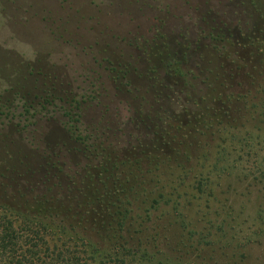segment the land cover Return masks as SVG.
I'll return each mask as SVG.
<instances>
[{"label": "rangeland", "instance_id": "obj_1", "mask_svg": "<svg viewBox=\"0 0 264 264\" xmlns=\"http://www.w3.org/2000/svg\"><path fill=\"white\" fill-rule=\"evenodd\" d=\"M224 28L237 32L238 41L231 36L220 41L216 36H225ZM46 34L53 48H47ZM153 35L161 36L153 44L167 40L166 50L181 59L184 75L162 79L166 87L158 98L165 94L162 108L174 110L175 117L143 125L137 146L162 148L181 160L188 156L196 168L217 167L224 174L219 186L224 209L209 217L215 227L224 222L230 244L217 257L232 264L237 252L245 264H264V108L256 94L264 80V21L250 0H0V159L5 135L33 144L44 125L38 115L29 121L20 115L23 96L40 109L44 93L62 90L86 67L107 86L108 67L115 74H137L146 65V43ZM229 90L245 96H231ZM60 103L43 110L56 117ZM204 111L210 120L193 121ZM218 120L241 135L213 133Z\"/></svg>", "mask_w": 264, "mask_h": 264}, {"label": "trees", "instance_id": "obj_2", "mask_svg": "<svg viewBox=\"0 0 264 264\" xmlns=\"http://www.w3.org/2000/svg\"><path fill=\"white\" fill-rule=\"evenodd\" d=\"M250 1L264 21V0ZM227 32L238 41L237 32ZM45 40L47 48L54 47L47 34ZM178 64L181 59L171 53L162 63L171 79L184 75ZM83 69L62 90L44 93L40 109L22 97L20 115L28 121L38 115L44 122L35 143L24 142L23 136L3 139L0 264H227L217 257L230 245L224 222L215 227L209 217L224 209L219 191L224 174L204 164L196 168L188 156L181 160L162 148L137 146L139 135L130 129L134 121L154 112L170 123L174 110L162 108L155 97L150 103L130 79L124 87L108 75L107 86L100 75ZM256 92L264 108V80ZM55 100L63 109L56 117L43 110ZM120 119L122 134L111 125ZM192 119L211 118L204 111ZM216 125L215 132L209 126L205 132L241 135L221 120ZM16 143L21 146L15 148ZM203 168L211 173L204 175ZM231 258L232 264H245L237 252Z\"/></svg>", "mask_w": 264, "mask_h": 264}, {"label": "flooded vegetation", "instance_id": "obj_3", "mask_svg": "<svg viewBox=\"0 0 264 264\" xmlns=\"http://www.w3.org/2000/svg\"><path fill=\"white\" fill-rule=\"evenodd\" d=\"M225 36H222V33H220L219 35V40L223 41L224 39H228V37H230L228 35L227 29H225ZM161 38L160 35H153L152 38L148 41V43H146V48L147 50L150 52V54H147L146 56V65H145V69L143 68V70L139 71V73L135 74L134 71H131L132 74H130V71H128L129 73H122V74H115L112 71V68L108 67L109 70V75L111 76V80L116 81L119 86H124L126 82L130 79V83H134L135 82L138 84L136 85L140 90V95H143L146 99H148L150 101V103L152 102L153 104V98H157L159 101V103H162L163 98L165 97V94L162 92V97L163 98H158V94H160V91L163 89V87H166V81H163L162 79L164 78V76L168 77L164 70L163 67L162 69H159V66L157 65H162L163 61L166 60V57L168 55V53L170 54L172 52V50L168 49L166 50L164 41L167 42V40L162 37V42L163 43H155L153 44V40L155 37ZM163 49V51H162ZM162 51V53H161ZM172 54V53H171ZM154 62V63H153ZM155 62H157L158 64H156ZM120 67V65H117V67ZM131 68H129L128 70H130ZM132 70V69H131ZM128 75V76H127ZM130 76V77H129ZM135 78V80H134ZM142 83V85L140 84ZM133 86V85H132ZM149 91V92H147ZM164 91V89H163ZM151 95V97H150ZM125 105V104H124ZM149 110V108H148ZM121 119H120V124L118 122H114L111 125L113 126L112 128H114L116 130V133H118L119 129L121 128L122 132L119 131V134L123 133V128L121 125ZM153 121L158 122L160 124L161 120L159 119V117L156 115V113L152 112L149 113L148 116L144 115L141 116L137 119V122L134 121V124H132V126L130 127L131 132H137L136 136H138L140 134V131L142 130L141 127L146 124H151ZM107 125V124H106ZM144 128V127H143ZM135 133H133L134 135Z\"/></svg>", "mask_w": 264, "mask_h": 264}]
</instances>
